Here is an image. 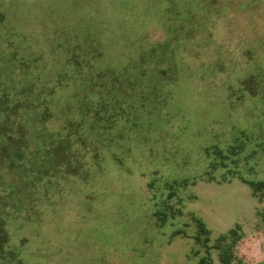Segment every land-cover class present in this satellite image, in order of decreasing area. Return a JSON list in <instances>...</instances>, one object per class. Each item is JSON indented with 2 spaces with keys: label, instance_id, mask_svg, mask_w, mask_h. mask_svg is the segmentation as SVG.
Returning a JSON list of instances; mask_svg holds the SVG:
<instances>
[{
  "label": "rangeland",
  "instance_id": "obj_1",
  "mask_svg": "<svg viewBox=\"0 0 264 264\" xmlns=\"http://www.w3.org/2000/svg\"><path fill=\"white\" fill-rule=\"evenodd\" d=\"M0 78V264H264V0H0Z\"/></svg>",
  "mask_w": 264,
  "mask_h": 264
},
{
  "label": "trees",
  "instance_id": "obj_2",
  "mask_svg": "<svg viewBox=\"0 0 264 264\" xmlns=\"http://www.w3.org/2000/svg\"><path fill=\"white\" fill-rule=\"evenodd\" d=\"M0 82L6 84L5 79L1 80V78H0ZM18 98H20L19 94L16 97L17 103L19 102V104L21 105L20 107L23 108L22 110H23V112H25L24 115H26V117L29 116V115H27L30 112V109L28 108L29 107V104H28L29 99H24V101H22L23 99H18ZM40 119L41 118L37 117L36 121H38ZM36 121L29 123L30 126H31V124L34 125L36 123ZM231 153H233V151H231ZM249 185H250V187L254 193V196H257L258 193L259 194L261 193V190H264V183H257V184L249 183ZM262 197H264V196H262ZM262 221L264 222V218L262 219ZM194 224L196 226V231H197L196 236H195V241L197 244L201 245L204 248L205 253L207 255V259L203 260L202 264H211V261L209 258L210 250H214L217 252L218 258H219V261L221 264H239L237 262L238 260H236L237 258L235 256L236 245L242 238V234L239 232L240 231L239 229H237V228L232 229L227 235L219 236L215 240L214 246L210 247L208 245L209 239H210V232L206 229L205 225L203 224V222L200 219L194 218Z\"/></svg>",
  "mask_w": 264,
  "mask_h": 264
}]
</instances>
